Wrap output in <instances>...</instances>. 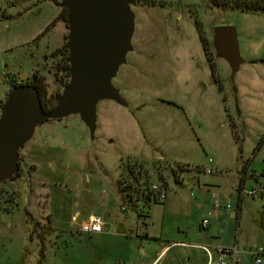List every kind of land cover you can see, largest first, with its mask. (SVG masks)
<instances>
[{"label": "rangeland", "instance_id": "rangeland-1", "mask_svg": "<svg viewBox=\"0 0 264 264\" xmlns=\"http://www.w3.org/2000/svg\"><path fill=\"white\" fill-rule=\"evenodd\" d=\"M136 1L129 6L131 49L109 79L125 105L96 101L91 137L75 113L33 127L17 149L16 173L0 182V264L19 263L24 251V264H34L38 244L39 264H87L93 249L95 259L122 264L120 251L110 256L75 224H57L73 219L72 210L79 211L74 220L83 219L94 206L145 231L132 264L149 262L158 233L170 237L175 225L195 230L202 217L214 237L236 241L244 253L264 245L257 220L264 203V15L205 0ZM222 25L233 27L241 59L231 73L210 44L211 27ZM65 37L50 0H0V104L6 80L25 82L32 72L51 102L67 80ZM126 167L145 180L138 190L157 183L164 198L143 204L117 192L118 178L126 186L130 180ZM33 220H51L57 235L39 233L38 242Z\"/></svg>", "mask_w": 264, "mask_h": 264}, {"label": "water", "instance_id": "water-1", "mask_svg": "<svg viewBox=\"0 0 264 264\" xmlns=\"http://www.w3.org/2000/svg\"><path fill=\"white\" fill-rule=\"evenodd\" d=\"M214 6L211 0H205ZM64 10L67 80L48 108H41L36 89L29 84L11 86L0 104V182L16 171V150L31 136L33 127L47 119L77 114L91 137L94 104L109 99L125 102L109 79L131 47L134 0H50ZM210 44L215 57L223 59L231 72L241 62L234 29L211 27ZM232 216V214H229Z\"/></svg>", "mask_w": 264, "mask_h": 264}, {"label": "crops", "instance_id": "crops-1", "mask_svg": "<svg viewBox=\"0 0 264 264\" xmlns=\"http://www.w3.org/2000/svg\"><path fill=\"white\" fill-rule=\"evenodd\" d=\"M183 200H188L186 194L183 195ZM78 214V210H72L71 216L73 217V219H71L70 217H65L66 220H61L57 224H63L67 222L68 226H72L77 222L83 220L89 214L99 215L103 218L104 222L102 231L99 233H86L92 240L93 244H101L100 246H103L104 250L107 253H110V256L113 255L112 251H116L117 253H119L120 251V254H115V256H118L122 264H132L133 258H138L141 255L140 251H138L140 243L137 239H143L145 237H143V233H146L145 231H143V229L138 228L136 220H117L114 217L112 219H108V211L103 209L99 212H96L95 206L92 207L91 212L88 211L85 214V217L83 219L79 218V220H74L78 216ZM50 221L51 220H47V223L44 224V226L49 228L53 227L55 228V231H57V227L51 225ZM35 222L39 226L37 221ZM207 225V220L204 227H200L199 223H197L195 230H186L175 225V234L170 237L166 234L161 235L160 233H158L156 238L157 240H159V242H157L156 248L154 247L153 256L147 264H153L155 261H163L164 258L165 261L168 262V264H204L205 256L201 249L202 246L211 248L216 245H229L232 243L236 245V241L234 240L232 242H228V240H222L217 236L214 237V232H212ZM55 231L53 233H56ZM30 240L31 239H29V241ZM132 245H134V247ZM170 250H172L171 254L166 257L165 255ZM92 252L94 253L93 255H91L93 260L87 261V264H115L116 259L114 261H111V259L107 258L106 261L103 262L101 257L99 259H95L96 249H93ZM25 255L26 251H24V253L22 254L23 260L19 261V263L17 264H24ZM239 255L241 258V264H250L248 254L246 252L244 253L239 250ZM143 261H146V259H144Z\"/></svg>", "mask_w": 264, "mask_h": 264}, {"label": "trees", "instance_id": "trees-1", "mask_svg": "<svg viewBox=\"0 0 264 264\" xmlns=\"http://www.w3.org/2000/svg\"><path fill=\"white\" fill-rule=\"evenodd\" d=\"M211 2L216 7H225V8L236 9V10L242 11V12L259 13V14L264 15V0H211ZM59 10L61 12V15L64 18V10L63 9H59ZM65 61H66V58H65ZM64 75H65V77H67L66 70H64ZM37 77L38 76H36L35 73L32 72L30 74L28 80L25 82H16L14 80H6L5 83L8 86V89L11 86L18 85V84L32 85L36 89L39 104H40L41 108L45 109V108L50 107L53 104L58 93H54V96H53V99L51 100V102L48 100L47 101L43 100L44 93H43V90L41 88L40 81L38 80ZM64 84L65 83H63V85ZM176 166L179 169H182V165L177 164ZM240 170H242V168H240ZM124 171H125L124 174H126L127 175L126 177L130 180L127 182L128 184L126 186L122 180L123 178H118L117 184H116V191L117 192H119V193L125 192L126 194H131L135 199H141L143 201V204H146V202H149V201H155L154 198L149 194V192L146 191V188H142L141 190H138L139 189L137 186L138 182H139L138 174H136V173L133 174L132 170L129 167H126V169ZM134 175H136V176H134ZM241 175H243V174H241ZM144 181L139 182V183H144ZM121 198L123 199L122 196H121ZM237 211H238V205L236 203L235 211L232 213L233 217L236 216ZM26 215H28V213ZM257 220H258V223L264 224V203H262L260 210L257 212ZM32 222H33L34 227L37 228L36 222L34 220ZM49 231H50V228L45 227L42 229V231H41V229H39L37 232H35V237L37 238V241L40 242V240L42 238L39 235V233H41V234L47 233L48 234ZM40 249H41L40 244H38V252H37L38 255H37V258L35 259L34 264H39V262L42 260V255L40 253ZM23 251H24V249H23ZM23 253L24 252L21 253V256Z\"/></svg>", "mask_w": 264, "mask_h": 264}, {"label": "built area", "instance_id": "built-area-1", "mask_svg": "<svg viewBox=\"0 0 264 264\" xmlns=\"http://www.w3.org/2000/svg\"><path fill=\"white\" fill-rule=\"evenodd\" d=\"M146 191L149 192V194L154 198V200H162L164 198L160 185H158L157 183H151L147 185ZM191 195L192 194L189 192L187 197ZM217 207V202L213 201L211 203V209L218 210ZM119 209L123 210L122 207H119ZM223 209L228 210L229 206L227 204H224ZM205 225L206 219L202 218L199 221V226L204 227ZM103 226L104 222L101 216L89 214L83 220L75 224L74 230L81 233H99L102 231ZM201 249L205 256L204 264H241L239 250L234 243L229 245H216L211 248L202 246ZM247 254L250 264H264V245L252 247L247 252Z\"/></svg>", "mask_w": 264, "mask_h": 264}, {"label": "flooded vegetation", "instance_id": "flooded-vegetation-1", "mask_svg": "<svg viewBox=\"0 0 264 264\" xmlns=\"http://www.w3.org/2000/svg\"><path fill=\"white\" fill-rule=\"evenodd\" d=\"M137 3H142V2H137L136 0H134V3H133V4H137ZM192 20H193V22H194V19H192ZM130 47H131V46H130ZM200 49H201V48H200ZM201 52H202V54H203V51H202V50H201ZM203 57H204V55H203ZM21 146H22V145H21ZM21 146H20V147H21ZM16 152H17V150H16ZM18 162H19V159H18V157H17V161H16V171H17V164H18ZM16 171L14 172V174L16 173ZM12 175H13V174H12ZM12 175H11V176H12ZM11 176H9V177H11ZM9 177H8V178H9ZM8 178H6V179H8ZM6 179H5V180H6ZM3 181H4V180H3ZM1 182H2V181H1ZM45 227H46V226H44V225H43V226H42V225H39V226L37 225V228H39V229H43V228H45ZM48 228H49V227H48ZM39 229H38V230H39ZM41 231H42V230H41ZM54 231H55V228L51 227V228H50V231H49L48 234H51V233H53ZM55 232H56V231H55ZM54 234H56V233H54Z\"/></svg>", "mask_w": 264, "mask_h": 264}]
</instances>
